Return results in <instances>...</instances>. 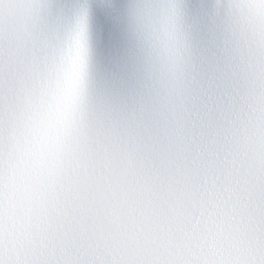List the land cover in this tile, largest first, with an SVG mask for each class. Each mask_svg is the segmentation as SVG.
Segmentation results:
<instances>
[{"label": "snow or ice", "instance_id": "snow-or-ice-1", "mask_svg": "<svg viewBox=\"0 0 264 264\" xmlns=\"http://www.w3.org/2000/svg\"><path fill=\"white\" fill-rule=\"evenodd\" d=\"M0 264H264V0H0Z\"/></svg>", "mask_w": 264, "mask_h": 264}]
</instances>
